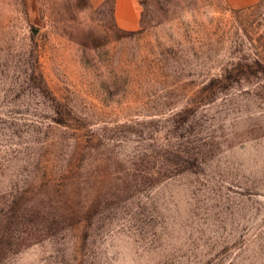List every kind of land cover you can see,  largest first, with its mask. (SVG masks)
Instances as JSON below:
<instances>
[{"label": "rangeland", "instance_id": "1", "mask_svg": "<svg viewBox=\"0 0 264 264\" xmlns=\"http://www.w3.org/2000/svg\"><path fill=\"white\" fill-rule=\"evenodd\" d=\"M0 264H264V0H0Z\"/></svg>", "mask_w": 264, "mask_h": 264}, {"label": "crops", "instance_id": "2", "mask_svg": "<svg viewBox=\"0 0 264 264\" xmlns=\"http://www.w3.org/2000/svg\"><path fill=\"white\" fill-rule=\"evenodd\" d=\"M115 24L123 30L132 31L138 25V0H112ZM261 0H225L228 8L242 11L253 8Z\"/></svg>", "mask_w": 264, "mask_h": 264}]
</instances>
